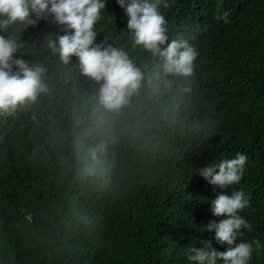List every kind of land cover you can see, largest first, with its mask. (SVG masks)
I'll return each mask as SVG.
<instances>
[{
    "label": "trees",
    "instance_id": "16d2710c",
    "mask_svg": "<svg viewBox=\"0 0 264 264\" xmlns=\"http://www.w3.org/2000/svg\"><path fill=\"white\" fill-rule=\"evenodd\" d=\"M165 2L171 35L192 37L200 53L194 74L164 77L107 0L96 42L124 48L144 73L115 115L75 56L65 65L44 46L45 33L66 30L43 19L25 28L17 58L46 66L49 92L0 113V264H193L188 249L202 241L227 249L204 229L225 218L211 212L216 193L235 190L252 225L239 240L258 239L249 264H264V0ZM101 142L89 174L87 150ZM237 153L248 158L239 184L220 189L199 175Z\"/></svg>",
    "mask_w": 264,
    "mask_h": 264
},
{
    "label": "clouds",
    "instance_id": "9594fccd",
    "mask_svg": "<svg viewBox=\"0 0 264 264\" xmlns=\"http://www.w3.org/2000/svg\"><path fill=\"white\" fill-rule=\"evenodd\" d=\"M107 0H0V30L11 32L6 37L0 35V113L10 114L18 105L35 104L42 94L49 92L46 83V66L28 63L17 58L25 47L22 39L27 26L35 27L39 19L55 25L67 34L47 32L43 44L54 56L67 65L71 57L78 59L81 74L99 84L98 101L111 114H118L129 98L142 86L144 73L129 57L124 48H116L107 40L96 42L97 24L103 18ZM124 9L127 32L133 49L150 52L159 61L163 76L188 78L194 74L198 49L190 43L192 37L172 36L168 21L160 8L167 9L165 0H116ZM37 19H32L31 14ZM229 12L222 19L228 22ZM187 91V89H186ZM36 119L35 115L32 117ZM105 150L103 142L87 150L85 170L91 174L99 157ZM247 156L237 153L232 159L212 163L199 170V175L210 185L220 189L239 184L247 163ZM249 206V200L242 190L217 192L211 200V212L215 217H225L219 222L213 220L205 226L206 231H214V239L219 244H227L225 251H217L211 241H202L204 248L194 245L188 249L187 259L193 264H249L253 251L262 245L258 239L239 240L242 229L252 225L240 212Z\"/></svg>",
    "mask_w": 264,
    "mask_h": 264
}]
</instances>
